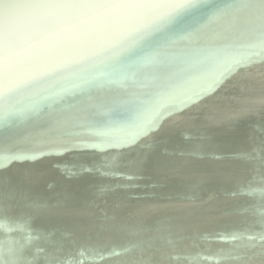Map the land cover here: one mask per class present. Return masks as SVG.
I'll return each mask as SVG.
<instances>
[{
  "label": "water",
  "instance_id": "95a60500",
  "mask_svg": "<svg viewBox=\"0 0 264 264\" xmlns=\"http://www.w3.org/2000/svg\"><path fill=\"white\" fill-rule=\"evenodd\" d=\"M252 49L236 61L196 56L198 73L186 79V68L175 88H152L153 73L123 93L91 89L64 122L0 120V227L13 229H0V264L264 255L253 235L264 238V41Z\"/></svg>",
  "mask_w": 264,
  "mask_h": 264
},
{
  "label": "bare ground",
  "instance_id": "6f19581e",
  "mask_svg": "<svg viewBox=\"0 0 264 264\" xmlns=\"http://www.w3.org/2000/svg\"><path fill=\"white\" fill-rule=\"evenodd\" d=\"M41 2L0 0V23L11 26L16 51L26 59H34L46 69L44 75L24 89L22 103L18 102L20 98L12 101L15 109L12 119L20 120L17 123L27 129L32 127V122L39 121L51 112L53 119L60 117V121L64 122L76 111V101L90 96L92 90L123 93L122 90L129 89L130 83L153 73L157 75L154 80L147 78L152 88H175L185 85L183 76L173 78L186 68L190 69L188 76L184 74L186 79L196 75L198 68L195 62L200 61L194 60L196 56L241 60L256 50L252 49L255 44L264 41V33L233 13L232 5L239 0H194L193 6L180 10L170 22L150 28L142 34L128 36L115 44H86L80 49L83 54L78 56L54 55L63 52L77 40L87 39L75 33L89 21L81 13L72 10L38 7ZM250 26L251 29L245 31ZM239 32L243 34L235 41L216 37L223 33L234 40ZM60 68H65L62 74L59 73ZM217 75L215 73L213 76ZM59 80L62 81L55 85ZM47 99L46 104L44 100ZM101 123L98 121V124ZM245 172L244 169V175ZM0 229L8 237L13 231L10 227ZM253 235L264 247L261 234ZM258 252L253 250L249 253L248 256L253 260L251 264H264V255Z\"/></svg>",
  "mask_w": 264,
  "mask_h": 264
},
{
  "label": "snow or ice",
  "instance_id": "6c2138e0",
  "mask_svg": "<svg viewBox=\"0 0 264 264\" xmlns=\"http://www.w3.org/2000/svg\"><path fill=\"white\" fill-rule=\"evenodd\" d=\"M193 3L194 0H42L38 7L72 10L87 17L89 22L81 25L75 33L87 39L77 40L63 52L54 54L71 57L82 55L80 49L86 44H115L128 36L166 24ZM232 10L264 33V0H239L232 5ZM74 48L78 50L73 51ZM45 72L37 61L26 59L16 51L11 26L0 23V120L14 115L12 101L20 98L18 102L22 103L24 89ZM148 162V157L142 160L143 165Z\"/></svg>",
  "mask_w": 264,
  "mask_h": 264
}]
</instances>
